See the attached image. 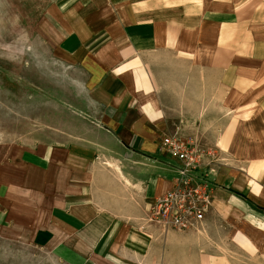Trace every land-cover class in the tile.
<instances>
[{
    "label": "crops",
    "instance_id": "obj_1",
    "mask_svg": "<svg viewBox=\"0 0 264 264\" xmlns=\"http://www.w3.org/2000/svg\"><path fill=\"white\" fill-rule=\"evenodd\" d=\"M43 2L76 96L0 165L6 245L56 264H264V0ZM174 133L213 149V199L197 229L161 232L147 207L181 168L161 146Z\"/></svg>",
    "mask_w": 264,
    "mask_h": 264
},
{
    "label": "rangeland",
    "instance_id": "obj_2",
    "mask_svg": "<svg viewBox=\"0 0 264 264\" xmlns=\"http://www.w3.org/2000/svg\"><path fill=\"white\" fill-rule=\"evenodd\" d=\"M43 6V0H0V165L71 116L73 82L40 33ZM5 240L0 233V264H56L35 246Z\"/></svg>",
    "mask_w": 264,
    "mask_h": 264
},
{
    "label": "built area",
    "instance_id": "obj_3",
    "mask_svg": "<svg viewBox=\"0 0 264 264\" xmlns=\"http://www.w3.org/2000/svg\"><path fill=\"white\" fill-rule=\"evenodd\" d=\"M161 146L181 163V168L170 189L148 205L147 223L161 232L197 229L211 208L215 153L195 139L177 133L166 137Z\"/></svg>",
    "mask_w": 264,
    "mask_h": 264
}]
</instances>
